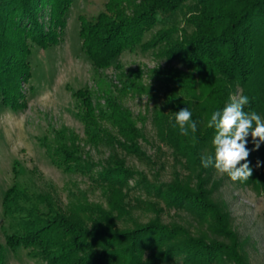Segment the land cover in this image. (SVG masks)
Segmentation results:
<instances>
[{"label": "trees", "instance_id": "trees-1", "mask_svg": "<svg viewBox=\"0 0 264 264\" xmlns=\"http://www.w3.org/2000/svg\"><path fill=\"white\" fill-rule=\"evenodd\" d=\"M73 1L0 0V110L23 106L21 85L31 77V45L46 49L62 40ZM173 16H180L182 28L164 24ZM78 20L81 51L95 71L134 50L151 51L158 59L186 68H165V112L158 113L155 124L158 139L199 173L194 187L175 177L158 193L166 205L189 209L205 221L213 238L193 236L159 221L118 228L116 220L127 213L120 189L133 173L115 161L92 177L95 165L80 157L72 136V146L61 143L55 148L57 161H52L68 173L88 175L106 192V206L84 202L63 209L42 195L26 206L21 202L27 194L15 185L2 202L8 219L6 248L14 252L21 247L46 264H166L177 259L182 264H249L228 214L211 199L203 177L209 168L201 166L200 157L204 143L215 135L207 127L210 114L222 110L233 92L240 90L249 97L245 111L255 110L264 118V0H106L104 11ZM120 77L118 88L101 95L103 103L95 104L87 89L76 92L79 117L89 143L104 142L139 157L142 134L119 95L145 93L147 88L139 82V72ZM184 107L197 123L196 133L188 136L173 127L175 112ZM200 109L206 111L204 125ZM247 139L256 159L252 183L264 191V143L257 150L250 135ZM4 259L0 247V264Z\"/></svg>", "mask_w": 264, "mask_h": 264}, {"label": "rangeland", "instance_id": "rangeland-1", "mask_svg": "<svg viewBox=\"0 0 264 264\" xmlns=\"http://www.w3.org/2000/svg\"><path fill=\"white\" fill-rule=\"evenodd\" d=\"M105 2L73 1L62 40L46 49L31 45V77L21 85L23 106L16 110H0V247L5 251L3 264H46L28 255L26 249L20 247L12 252L5 246L8 219L3 214L2 202L5 193L13 186H18L27 194L28 198L21 202L26 206L39 195L48 197L63 209L84 202L106 206V192L88 175L68 173L52 161H57L55 148L61 143L72 146L69 143L72 136L80 157L95 165L92 177L96 178L102 167L112 166L115 161H121L133 173L132 179L120 189L122 205L127 213L116 220L118 228L131 229L159 221L163 225L180 226L193 236H211L205 221L189 209L166 205L158 193L175 177L194 187L199 173L198 169H188L184 160L176 157L158 139L155 124L156 116L164 110L165 68L173 66L187 70L177 62L158 59L151 51L134 50L123 52L109 68L95 71L81 51L78 17L95 16L104 11ZM164 24L179 28L184 26L180 16L167 18ZM133 72L140 73L139 82L147 88V92L119 95V99L123 107L131 112L142 134L139 157L104 142L89 143L79 117L81 104L75 97L76 92L87 89L92 92L95 104L103 103L101 95L104 91H114L119 87L120 76ZM198 90L199 85H196L197 93ZM238 93L240 90L232 95ZM200 110V123L204 125L205 109ZM102 127L116 133V129L109 124ZM213 138L204 143L202 156L214 152ZM246 147L250 150L247 160L254 170V149H251L249 141ZM262 154L260 152L259 157ZM203 177L207 179L206 188L211 192V199L228 214L230 227L236 233L248 263L264 264V191L252 183V176L246 182H234L209 167ZM166 264L182 262L177 259Z\"/></svg>", "mask_w": 264, "mask_h": 264}, {"label": "clouds", "instance_id": "clouds-1", "mask_svg": "<svg viewBox=\"0 0 264 264\" xmlns=\"http://www.w3.org/2000/svg\"><path fill=\"white\" fill-rule=\"evenodd\" d=\"M249 104V97L242 92L232 95L223 109L214 110L207 120V127L215 130L212 140L214 154L201 156L200 164L204 168H214L217 174L226 175L234 182H246L253 175V168L247 160L250 155L246 147L249 135L255 149L264 143V118L255 110L245 111ZM174 121L173 127H178L183 136L197 131V123L187 107L175 112ZM256 166H261L259 161Z\"/></svg>", "mask_w": 264, "mask_h": 264}]
</instances>
